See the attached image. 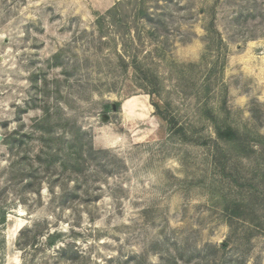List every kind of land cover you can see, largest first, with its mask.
<instances>
[{"label": "rangeland", "instance_id": "rangeland-1", "mask_svg": "<svg viewBox=\"0 0 264 264\" xmlns=\"http://www.w3.org/2000/svg\"><path fill=\"white\" fill-rule=\"evenodd\" d=\"M0 208V264H264V0H0Z\"/></svg>", "mask_w": 264, "mask_h": 264}, {"label": "trees", "instance_id": "trees-1", "mask_svg": "<svg viewBox=\"0 0 264 264\" xmlns=\"http://www.w3.org/2000/svg\"><path fill=\"white\" fill-rule=\"evenodd\" d=\"M122 1H118L111 9H109L107 11L106 14L100 15L98 18V23L99 26L101 25L104 26V20L106 18H109V23L108 25L110 26H114V25H118V26H123V28H125V32L126 34L129 31V26L127 24V22L125 21L127 18V14L126 11H124V15L123 17H118L119 16V12L122 9ZM150 16V13L147 9V7H145L144 1H142L140 7L138 8L137 11V17L138 18H143V17H148ZM122 62L126 65H128V63L125 61V59H121ZM136 67V65H135ZM138 67V66H137ZM156 108H159L157 104H155ZM209 110V109H208ZM208 114L211 116V119L214 122V126H215V132L218 138L228 142V143H235L236 140L239 138L238 135V131L236 129H234L233 127L229 126V125H221L220 123H218L216 117L212 114L211 110H209ZM7 222V214L4 210H2V208H0V228L2 226H4ZM0 242L5 245L6 241L5 238L3 236V232L0 229ZM213 247V246H212ZM224 249V247L219 246L218 249Z\"/></svg>", "mask_w": 264, "mask_h": 264}]
</instances>
